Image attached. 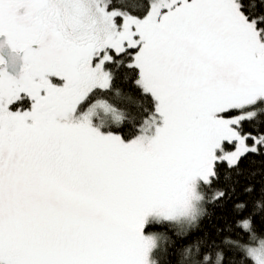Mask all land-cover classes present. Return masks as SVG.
I'll use <instances>...</instances> for the list:
<instances>
[{
	"label": "snow or ice",
	"instance_id": "1",
	"mask_svg": "<svg viewBox=\"0 0 264 264\" xmlns=\"http://www.w3.org/2000/svg\"><path fill=\"white\" fill-rule=\"evenodd\" d=\"M249 155L264 0H0V264H264Z\"/></svg>",
	"mask_w": 264,
	"mask_h": 264
},
{
	"label": "trees",
	"instance_id": "2",
	"mask_svg": "<svg viewBox=\"0 0 264 264\" xmlns=\"http://www.w3.org/2000/svg\"><path fill=\"white\" fill-rule=\"evenodd\" d=\"M242 167H244L248 172H259L264 170V157H257L249 155L246 159L242 161ZM253 176L249 175L248 179L245 180L241 177L240 183L241 186L248 183L249 180H252ZM264 182V176L256 175L255 183L259 189L260 184ZM240 191V188H237V192ZM241 199H247L245 196H241ZM207 215L202 217V222L199 223L198 232H202L206 237L208 234H212L217 237V243H220L223 240H235L241 238L240 242L245 243L248 240V237L244 234L243 230H237L232 235H221V233H232V202L231 201H222L219 204H210L206 206ZM257 235L264 234V216L257 215L256 223L254 225ZM177 259L179 257L177 256ZM235 264H253L251 259L246 258L242 251L237 252L233 257Z\"/></svg>",
	"mask_w": 264,
	"mask_h": 264
}]
</instances>
